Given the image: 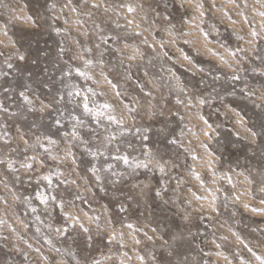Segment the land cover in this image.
Wrapping results in <instances>:
<instances>
[{"label": "rangeland", "instance_id": "rangeland-1", "mask_svg": "<svg viewBox=\"0 0 264 264\" xmlns=\"http://www.w3.org/2000/svg\"><path fill=\"white\" fill-rule=\"evenodd\" d=\"M0 264H264V0H0Z\"/></svg>", "mask_w": 264, "mask_h": 264}, {"label": "built area", "instance_id": "built-area-1", "mask_svg": "<svg viewBox=\"0 0 264 264\" xmlns=\"http://www.w3.org/2000/svg\"><path fill=\"white\" fill-rule=\"evenodd\" d=\"M2 245H3L2 242H0V247H1Z\"/></svg>", "mask_w": 264, "mask_h": 264}]
</instances>
